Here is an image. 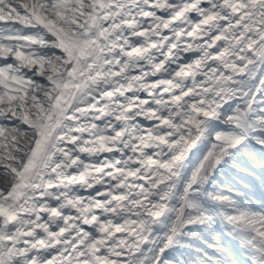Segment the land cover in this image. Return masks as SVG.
Returning <instances> with one entry per match:
<instances>
[{"label":"snow or ice","instance_id":"obj_1","mask_svg":"<svg viewBox=\"0 0 264 264\" xmlns=\"http://www.w3.org/2000/svg\"><path fill=\"white\" fill-rule=\"evenodd\" d=\"M0 264H264V0H0Z\"/></svg>","mask_w":264,"mask_h":264}]
</instances>
